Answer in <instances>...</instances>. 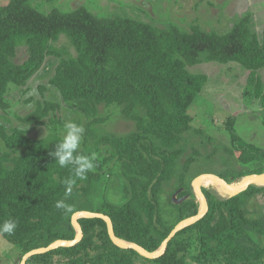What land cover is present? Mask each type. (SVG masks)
<instances>
[{"label": "trees", "instance_id": "16d2710c", "mask_svg": "<svg viewBox=\"0 0 264 264\" xmlns=\"http://www.w3.org/2000/svg\"><path fill=\"white\" fill-rule=\"evenodd\" d=\"M29 1L8 0L0 5V110L9 108L8 95L14 88L25 86L47 56H56L59 61L49 83L64 102L84 115L87 124L103 122L99 106L114 104L136 122L137 130L96 141L94 149L111 146V156L120 168L122 200L112 202L102 193V200L94 207L91 197L101 189L102 182L104 192L109 179H101L93 170L87 179L77 180L66 197L64 181L72 170L61 168L50 155L61 138L51 135L33 139L28 129H8L0 122L4 146L20 151L0 154V223L10 218L17 221L12 235H0L23 254L57 239L74 238L71 215L90 210L107 214L117 237L156 250L172 228L165 226L160 215L162 185L176 179L178 187L192 193L184 182L187 166L177 169V165L182 135L192 121L188 108L207 76L192 73L188 66L201 62V54H205L206 61L240 64L250 71L248 83L264 110V87L256 72L264 66V30L259 38L250 27L249 14L224 33L197 25L184 31L175 24L161 28L127 15L99 16L84 5L43 13ZM62 34L73 45L75 56L63 57L51 48L50 42ZM21 44L27 47L28 56L16 63V49ZM59 107L58 102L37 101L35 108L19 119L34 128L46 117L51 120V113ZM228 130L239 162L254 164L252 172H263L264 148L243 140L232 123ZM245 174L237 172L233 176ZM260 188L251 184L236 195L214 201L204 192L207 213L178 231L164 254L155 259L113 244L104 220L80 217L83 237L77 244L33 255L26 264H185L183 253L193 236L201 242L200 263L217 260L224 264H259L264 262V247L254 233L264 235V217L248 215L246 193ZM58 200H64L67 208L57 209ZM173 207L183 216L197 211L188 200Z\"/></svg>", "mask_w": 264, "mask_h": 264}, {"label": "rangeland", "instance_id": "374dc122", "mask_svg": "<svg viewBox=\"0 0 264 264\" xmlns=\"http://www.w3.org/2000/svg\"><path fill=\"white\" fill-rule=\"evenodd\" d=\"M7 1L0 0V5ZM29 2L43 13H48L54 8L70 11L79 5H84L99 16L127 15L161 28L175 24L182 30L188 31L193 25H197L203 30L218 33L228 31L238 19L249 14L250 27L259 38L262 37L264 30V0H30ZM50 44L51 48L63 57L76 55L73 45L64 34ZM27 56V47L24 44L18 45L14 61L21 63ZM58 61L59 57L47 56L39 72L30 78L25 86L14 88L8 95L9 108L0 110V122L8 129L14 126L28 129V136L33 139L47 138L51 135H57L62 139L63 125L69 119L82 124L85 132L79 151L85 155L95 154L94 171H98L101 179L105 181L109 179L106 183L107 189L102 191V182L101 189L91 197L92 205L98 206L102 200V193H105L110 201L120 202L122 200L118 180L120 168L116 159L111 156V146L105 150L100 146L95 149L94 147L100 138L125 136L135 132L136 122L126 117L120 106L112 104L99 106V116L103 117V122L87 124L84 115L64 102L59 91L49 83ZM188 69L192 73H204L207 80L188 108L192 121L188 130L182 135V153L177 165V169L187 166L184 182L190 185L192 193H187L185 188L178 187L176 179L164 183L159 193L162 222L172 228L181 219L196 214L200 207V201L191 186L196 176L207 173L227 181L238 182L243 177L255 173L251 171L254 164H243L237 159L238 152L232 147L228 130L230 123L243 140L264 148L262 124L264 110L259 100L253 96L252 85L248 83L250 71L232 61L227 63L206 61L205 54H201V62L188 66ZM256 72L264 87V66ZM43 100L60 104L59 109L51 113V120L46 117L42 125L34 128L31 124H23L19 117L31 112L37 101ZM5 152L9 155L20 153V151L8 150L0 140V154ZM237 172H246V174L235 178L233 174ZM256 186L261 188L246 193L248 215L264 217V187H262L264 184ZM201 188L211 201L230 197L222 196L209 185ZM179 199L182 200L178 202ZM185 200L195 205L196 213L192 214L190 211L191 215L183 216L174 209V203L178 204ZM254 236L264 247V235L255 232ZM191 242L188 250L183 253L185 264H224L217 260L200 263L203 255L201 242L195 240V236ZM23 254L0 235V264H19ZM54 264L60 262L56 261ZM139 264L151 263L139 262Z\"/></svg>", "mask_w": 264, "mask_h": 264}, {"label": "water", "instance_id": "95a60500", "mask_svg": "<svg viewBox=\"0 0 264 264\" xmlns=\"http://www.w3.org/2000/svg\"><path fill=\"white\" fill-rule=\"evenodd\" d=\"M206 178L211 179L217 185L225 188L228 192V195L232 196V195H236V194L244 191L251 184H254V185L264 184V171L261 173H253V174H250L248 176H245L238 183L229 182V181H227V180H225V179H223L217 175H214V174L203 173V174L196 176L192 180L191 186H192L194 194L196 195V197L200 201V207H199L197 213L181 219L171 229L169 234L163 239L161 245L154 251H149L136 242L126 241L122 238L117 237L115 235V232L113 229L112 220L107 214H104L102 212H97V211H90V210H78V211H75L71 215V224H72V226L76 232L74 238H72V239H57V240L52 241L51 243H49L46 246H40V247L30 249L29 251L25 252L22 255V258H21V261L19 264H26L27 260L33 255L46 253V252H49L51 250L57 249L59 247H69V246H73V245L77 244L83 237L82 227L78 221V219L80 217L100 218V219L104 220L106 223V226H107L108 236H109L110 240L112 241V243L115 244L116 246L121 247V248L133 249V250L137 251L140 255H142L148 259L158 258L164 254V252L166 251L168 242L175 236V234L178 231L194 224L195 222H197L198 220L203 218L204 215L207 213L209 205H208L207 198H206V196H205V194L201 188V182ZM172 198L174 199V196ZM180 200H182V199H179L178 202Z\"/></svg>", "mask_w": 264, "mask_h": 264}, {"label": "clouds", "instance_id": "9594fccd", "mask_svg": "<svg viewBox=\"0 0 264 264\" xmlns=\"http://www.w3.org/2000/svg\"><path fill=\"white\" fill-rule=\"evenodd\" d=\"M63 128L64 135L50 155L55 158L61 168L70 167L72 170V175L64 181L67 197L71 195L77 180L87 179V174L94 170L96 157L95 154L85 155L79 151L85 132L82 124L69 119L64 123ZM55 206L57 209L67 208L64 200H58ZM16 228L15 219L10 218L0 223V233L12 235Z\"/></svg>", "mask_w": 264, "mask_h": 264}, {"label": "bare ground", "instance_id": "6f19581e", "mask_svg": "<svg viewBox=\"0 0 264 264\" xmlns=\"http://www.w3.org/2000/svg\"><path fill=\"white\" fill-rule=\"evenodd\" d=\"M239 182V181H238ZM235 182V183H238ZM211 186L213 189H215L219 194H221L222 196H228V192L225 188L217 185L215 182H213L211 179L206 178L201 182V186Z\"/></svg>", "mask_w": 264, "mask_h": 264}]
</instances>
